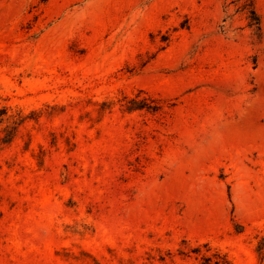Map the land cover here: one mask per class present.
<instances>
[{
  "label": "rangeland",
  "instance_id": "rangeland-1",
  "mask_svg": "<svg viewBox=\"0 0 264 264\" xmlns=\"http://www.w3.org/2000/svg\"><path fill=\"white\" fill-rule=\"evenodd\" d=\"M1 110L0 264H264V0H0Z\"/></svg>",
  "mask_w": 264,
  "mask_h": 264
},
{
  "label": "trees",
  "instance_id": "trees-1",
  "mask_svg": "<svg viewBox=\"0 0 264 264\" xmlns=\"http://www.w3.org/2000/svg\"><path fill=\"white\" fill-rule=\"evenodd\" d=\"M252 17H253V24L252 26H256L258 29H260V20L255 12V10L251 11ZM6 112L4 110L0 111V123L2 122V117L5 116Z\"/></svg>",
  "mask_w": 264,
  "mask_h": 264
}]
</instances>
